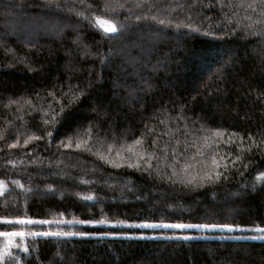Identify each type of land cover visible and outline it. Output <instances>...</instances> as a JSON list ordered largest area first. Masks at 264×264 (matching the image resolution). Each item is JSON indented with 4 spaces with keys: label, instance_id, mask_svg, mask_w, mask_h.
I'll return each mask as SVG.
<instances>
[{
    "label": "trees",
    "instance_id": "1",
    "mask_svg": "<svg viewBox=\"0 0 264 264\" xmlns=\"http://www.w3.org/2000/svg\"><path fill=\"white\" fill-rule=\"evenodd\" d=\"M262 173L258 0H0V221L95 225L22 226L95 235L0 264H264ZM150 223L233 230L126 227Z\"/></svg>",
    "mask_w": 264,
    "mask_h": 264
},
{
    "label": "snow or ice",
    "instance_id": "2",
    "mask_svg": "<svg viewBox=\"0 0 264 264\" xmlns=\"http://www.w3.org/2000/svg\"><path fill=\"white\" fill-rule=\"evenodd\" d=\"M258 3H260L261 5H264V0H258ZM23 6V5H21ZM35 7H39L38 4L34 5ZM46 6L51 7L50 4H46ZM56 7H60L59 4L56 5ZM249 7H252V5H249ZM85 19H88V17H85ZM100 23L102 25H106L105 31L107 33L110 34H115L118 32V28L116 26V24L114 23H109L106 20H102L100 21ZM160 23H163V21H160ZM177 27H179V25H177ZM194 30H198V29H194ZM49 136L52 135L51 132L48 133ZM214 135L216 136H220L222 135V133L220 132H216L214 133ZM233 135H235V133H233ZM27 143V141L25 142ZM17 144H19V141H17ZM16 145H11V147H15ZM69 147H71V143H69L68 145ZM77 147H79V145H77ZM213 163L215 164V160H213ZM131 166V165H130ZM225 167H227L225 165ZM222 173L217 171L215 173V177L217 179H219L221 177ZM264 178V173H262V177ZM205 179L212 181L213 180V174L209 173ZM18 183V182H17ZM20 187L23 188V185H20ZM4 192L0 191V196H3ZM84 199L86 200H92L94 199V197L88 196L85 197ZM4 224L7 225H12V226H21L18 230H6V231H0V237H5L7 239V243L4 246V251L3 253H0V262L4 261L5 258H8L12 261L16 260V257H14L12 255L11 252V248L14 246L16 248H21L24 252H28L29 248L32 246H35L36 241H33L32 245H28V244H24L23 246H21L20 244H14V238H19L21 241L26 240L28 237H33V238H48V237H67V238H71V237H81V238H87L90 237L92 235H95L94 232L92 231H85V230H80V231H24L22 226L25 225H44V224H52V223H66V224H80V225H84V224H88V225H93V218H88L85 220H73V221H57V220H46V219H42V220H38V219H31L28 218L27 216H24V218H17L14 220H5V221H0ZM106 221L105 220H99L98 224H105ZM122 223V222H121ZM95 227V225H93ZM115 227V225L113 226ZM128 229H132V228H151V229H176V230H185V229H225L227 228L228 231H232L233 230V226L229 223H211V224H207V223H158V224H129L126 226ZM257 231L260 232H264V229H257ZM104 235H109V232H104ZM168 239H177V240H189V239H196V237H190L188 235H184V236H170L167 237ZM252 239H264V236L261 237H252Z\"/></svg>",
    "mask_w": 264,
    "mask_h": 264
},
{
    "label": "rangeland",
    "instance_id": "3",
    "mask_svg": "<svg viewBox=\"0 0 264 264\" xmlns=\"http://www.w3.org/2000/svg\"><path fill=\"white\" fill-rule=\"evenodd\" d=\"M54 224H58V223H53V224H44V225H54ZM153 224H156V223H153ZM113 226V225H112ZM144 229H151V228H144ZM156 230V229H154ZM164 230H176V229H164ZM185 230H190V229H185ZM191 230H194V231H202V232H207V231H211L212 229H191ZM214 230V229H213ZM182 231V230H180ZM18 238V237H17ZM15 239V238H14ZM19 239V238H18ZM15 243V242H14Z\"/></svg>",
    "mask_w": 264,
    "mask_h": 264
}]
</instances>
